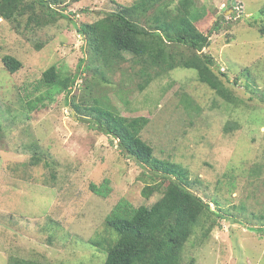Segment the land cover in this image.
Instances as JSON below:
<instances>
[{
  "label": "rangeland",
  "instance_id": "374dc122",
  "mask_svg": "<svg viewBox=\"0 0 264 264\" xmlns=\"http://www.w3.org/2000/svg\"><path fill=\"white\" fill-rule=\"evenodd\" d=\"M135 1L53 5L70 19L54 18L39 5L33 16L28 10L15 21L0 17V264L11 256L104 264L107 242H96L115 238L105 222L114 206L121 199L152 206L161 198V190L143 196L151 181L143 164L96 129L93 114L72 105L85 108L100 96L122 116L147 117L142 138L157 157L186 167L191 189L220 215L209 232L196 228L183 263L264 264V0H238L241 10L237 1L196 0L205 9L195 23L200 31L218 20L205 52L236 102L200 82L193 69L149 68L146 85L143 64L133 57L102 69L77 27ZM7 54L21 61L16 72L4 66ZM52 65L77 74L67 100L65 92L49 98L39 83ZM105 178L112 187L106 198L90 189Z\"/></svg>",
  "mask_w": 264,
  "mask_h": 264
},
{
  "label": "trees",
  "instance_id": "16d2710c",
  "mask_svg": "<svg viewBox=\"0 0 264 264\" xmlns=\"http://www.w3.org/2000/svg\"><path fill=\"white\" fill-rule=\"evenodd\" d=\"M59 2L0 0V17L15 21L28 10L33 16L35 6L39 5L54 18L70 19L53 8ZM204 10L197 7L196 0H136L131 5L119 6L94 22L82 23L77 29L84 36L90 55L98 60L102 69L115 70L133 57L143 64L140 71L147 76L145 85L152 78L147 72L149 68L161 71L176 67L193 69L200 82L209 85L225 100L236 102L237 99L220 77V71L215 68L214 57L205 52L212 31L218 28V20L207 33L200 31L195 24L204 17ZM261 31L264 34V27ZM181 47L188 51L187 55L180 50ZM3 63L11 73L22 66L21 61L8 54L3 56ZM76 79L77 74L67 75L52 65L42 73L39 83L48 89L49 98L52 91L65 92L67 100ZM72 105L76 111L85 110L93 114L91 121L96 129L117 140L125 157L143 164V175H148L151 180L143 187V196L148 198L157 190L162 193L152 206H134L122 199L114 206L105 222L115 238L96 242L97 245L107 242L104 264H184L182 253L196 228H207V233L215 218L220 217L208 202L191 189L189 170L180 163L154 154L153 147L141 136L143 128L149 123L147 117L122 116L113 111L102 96L94 97V103L85 108L75 102ZM34 159L41 160L39 156H34ZM156 179L160 182L152 184ZM90 189L106 198L112 191L111 182L105 178L99 185L91 183ZM259 230L264 231V227ZM194 262L191 259L186 264ZM8 264L49 263L11 256Z\"/></svg>",
  "mask_w": 264,
  "mask_h": 264
},
{
  "label": "built area",
  "instance_id": "2783aa9c",
  "mask_svg": "<svg viewBox=\"0 0 264 264\" xmlns=\"http://www.w3.org/2000/svg\"><path fill=\"white\" fill-rule=\"evenodd\" d=\"M235 8H236V10H241V6L239 5V2H237Z\"/></svg>",
  "mask_w": 264,
  "mask_h": 264
},
{
  "label": "water",
  "instance_id": "95a60500",
  "mask_svg": "<svg viewBox=\"0 0 264 264\" xmlns=\"http://www.w3.org/2000/svg\"><path fill=\"white\" fill-rule=\"evenodd\" d=\"M230 1H231V0H230ZM235 3H236V0H232V4L235 5Z\"/></svg>",
  "mask_w": 264,
  "mask_h": 264
}]
</instances>
